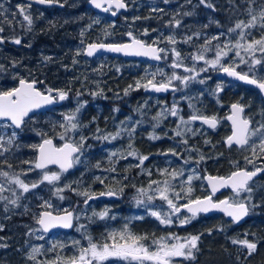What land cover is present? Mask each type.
<instances>
[{
  "label": "flooded vegetation",
  "instance_id": "flooded-vegetation-1",
  "mask_svg": "<svg viewBox=\"0 0 264 264\" xmlns=\"http://www.w3.org/2000/svg\"><path fill=\"white\" fill-rule=\"evenodd\" d=\"M38 1L57 5H38ZM90 2L91 0H0V96H10L21 81H27L36 83L42 94H51L56 100H63L60 107L30 117L22 130L16 132L22 133L33 119L52 114L79 99L82 111L79 133L84 139L85 156L79 159V168L77 155L71 170H48L58 171L64 178L83 171L86 178L94 181L91 189L95 192L88 198L91 205L78 206L87 209L85 215L78 216L76 208H67L64 213L73 215L71 228L65 224L62 229L45 231L41 221H36L38 234L40 238L43 237L50 250L52 246L55 247L50 256L58 258L61 253L62 261L56 260V264H181L182 258L177 250L168 249L163 252L167 246L165 235L174 233L173 228H168L171 220L176 227L185 228L190 234L200 233L203 229V233L208 236L216 219L223 220L231 227L237 226L225 215H193L183 210V207L212 196L215 202L229 199L235 205L246 203L251 212V202H246L244 198L246 190H226L213 196L205 178H227L236 171L246 169L243 157L240 156L245 147H228L226 143L233 133L229 119L233 115V106L242 107L243 118L252 123L249 139L253 128L264 117V97L257 87L220 77L218 73L232 69L264 84V71H256L254 66L242 60L227 63L224 68L213 70L209 77V104L206 108L198 110L181 103V107L165 109L166 99L172 93H150L147 91L150 85L145 88L132 83L150 65L157 64L141 59L86 56L88 45L124 44L131 42L129 36L146 46H158L163 53L166 48L164 42L146 38L139 28L134 27L124 33L126 38L123 37V32L120 34L114 29L112 32L115 37L102 40L101 21L111 19L116 10L111 8L103 14L100 9L92 7ZM126 2L128 12L132 14L133 0ZM252 6L258 9V16L255 17L259 24L256 27L264 36V0H209V21L214 15L231 19L229 24L237 20V34L243 36L238 40L237 47H241L245 35L247 36L242 25L245 26L247 13L252 10ZM69 30L73 31L69 34ZM263 55L264 53L259 55V58ZM107 63L133 66L127 67L125 72L121 71V74L127 75L126 89L122 87L120 92H102L101 76L97 75L96 68H102ZM86 67L94 70L92 79H89L90 70L84 72ZM22 68L28 70L23 72L24 77L13 78L12 74L21 72ZM70 68L83 69L79 72L83 80L80 79L81 83H78L80 92L76 94L73 92L75 89L67 85L53 91L55 87L51 80H54L53 75L58 72L56 70H61L68 80ZM134 69L137 71L134 72ZM155 83L164 84L159 78ZM198 117L208 119V123L195 121ZM2 125L13 128L10 122L0 121V126ZM48 139H53L57 144L59 142L52 132ZM85 146L92 152H86ZM2 158L0 154V163ZM255 182H262V178ZM166 191L173 196L165 205ZM262 191L263 189H259L257 196H261ZM100 195L112 197L96 198ZM139 198L141 205H137ZM255 203L256 206L252 208L262 209L264 198L256 199ZM167 209L173 217L164 214ZM97 210L103 214L99 219L96 216ZM135 212L143 213L142 219H131V227L140 237L138 241H129L128 246L121 249L108 230L115 229L122 223L114 218L117 213L129 215ZM257 218L264 223V216L260 211L257 212ZM240 227L244 228L245 225ZM203 240L187 244L189 257H196L198 252L204 256L209 251V242L206 246ZM244 243L243 241L241 245ZM48 257L43 256L44 259Z\"/></svg>",
  "mask_w": 264,
  "mask_h": 264
},
{
  "label": "rangeland",
  "instance_id": "rangeland-1",
  "mask_svg": "<svg viewBox=\"0 0 264 264\" xmlns=\"http://www.w3.org/2000/svg\"><path fill=\"white\" fill-rule=\"evenodd\" d=\"M251 9L247 13L248 19L245 21V26L242 25L247 36L245 35L242 46L237 47L238 40L243 38L239 36L241 34H237L238 21L234 20L229 24L228 21L231 19L217 15L209 21V0H133L132 14L124 15L120 22H128L127 30L133 27L139 28L146 38L161 40L166 47L163 54L164 63L150 65L143 75L135 79L134 84L147 88L149 85L157 84L155 80L159 78L164 84L175 87L174 92L166 99L165 109L178 108L181 107V103H186L189 107L200 110L209 104V77L212 76L213 70L217 71L224 68L227 63H238L242 60L254 66L256 71L259 69L264 71V55L259 58V55L264 53V36L256 27L259 24L255 17L258 16V9L254 6ZM104 21L109 20L103 19L101 26ZM110 23L109 33L115 36L112 31L117 23ZM71 31L73 30H69V34ZM242 35H244L243 31ZM103 66L109 67L114 75L118 76H122L121 71L126 70L127 67L133 68L127 64L107 63ZM73 70H79L78 73L83 71V69L70 68L72 79L69 75L67 80L61 70H56L57 73L53 70L56 73L53 75L54 80H51L55 87L53 91L67 85L73 87V90L75 89L73 92L77 94L78 83L81 82L74 80L78 75ZM88 70L90 69L86 67L85 72ZM24 71L28 70L22 68L21 72L13 73V78L24 77ZM96 72L98 76H101L103 90L105 85L102 68L97 67ZM89 77V79L94 77V70H90ZM78 79L80 80L81 77ZM79 102V99H75L71 105L59 108L47 116L33 119L30 126L22 133H17L7 125L0 126V147L3 144L0 149L3 157L0 163V264H56V260V262L62 261L61 253L58 254V258L50 256L55 247L52 246L50 250L43 237L40 238L35 222L40 221L44 211L60 214L67 208H76L77 215L82 216L87 213V209L78 208V206L91 205L88 198L95 192L91 189L94 181L86 178L83 171L64 178L55 170L39 171L35 158L30 159L21 154L23 149L28 148L29 152L33 147L35 143L33 144L31 139L38 141V148L43 140H49L52 132V135L59 140L58 145L73 142L80 146L81 153L77 160L79 168V159L85 156L84 139L79 133L82 118ZM260 120L261 122L257 123L251 131L250 143L244 152L240 153L243 164L249 170L264 168V117ZM27 140L29 142H26ZM84 148L86 152L91 151L87 149V146ZM262 180L264 181V178ZM198 182L200 183L199 180ZM252 185L253 187L249 186L246 190L244 198L254 207L256 199L264 198V189L261 196H257L262 183L254 182ZM172 196L173 194L170 195V192L166 191L165 205L171 201ZM137 205H141L140 198ZM164 214L173 217L169 209ZM102 215L97 210V219ZM252 216L255 219L251 225L259 228L258 225L262 223L256 218L257 212L255 215L251 214ZM114 218L122 223L108 231L121 249L128 246L129 241H138L140 235L134 233L131 219L140 220L143 218V213L135 212L129 215L117 213ZM173 222V220L170 221L168 228H173L174 233L165 235L167 246L163 252L168 249L177 250L182 258L181 264H235L229 259V255L226 253L224 255L223 251L219 250L216 244L218 237H214L213 229H209V236L203 233V229L201 232L198 230L200 233L190 234L187 229L178 228ZM201 240L203 244L206 243V246L209 242V251L204 256L198 252L196 257H189L187 244ZM247 242L254 243V241ZM233 244L241 246L239 241H234ZM43 256L49 257L44 259ZM255 264L262 263L257 261Z\"/></svg>",
  "mask_w": 264,
  "mask_h": 264
},
{
  "label": "water",
  "instance_id": "water-1",
  "mask_svg": "<svg viewBox=\"0 0 264 264\" xmlns=\"http://www.w3.org/2000/svg\"><path fill=\"white\" fill-rule=\"evenodd\" d=\"M38 5L53 7L57 4L38 1ZM90 5L96 7L102 13H106L111 8L117 10L112 15L113 19H117L121 13L128 12V5L123 0H91ZM107 5V8H104ZM131 42L124 44H92L88 45L86 55L90 58L97 57L98 55H109L123 59H142L149 60L156 63H162V51L156 46H146L143 42L133 39L129 36ZM220 77L233 79L243 82L247 85L257 87L264 97V84L251 79L247 76L237 73L235 70H224L218 74ZM173 87L169 85H156L148 89V92L164 94L173 91ZM16 98V100H13ZM62 99L56 102L50 95H41L36 90V84L22 81L18 89L9 95L0 96V120L10 121L15 129L21 130L24 121L31 116L47 112L62 103ZM243 108L240 106H233V115L230 116V123L233 128V133L227 139V146L233 145L244 147L248 144V135L252 123L243 118ZM195 121L204 124L208 123L206 118H195ZM209 122H212L209 120ZM211 127H214L211 126ZM79 153V148L68 142L61 146H57L54 140H44L37 153V163L39 170H45L49 167L59 168L61 170L69 171L73 166V158ZM264 175V168L255 171L241 169L234 172L229 177L206 176L205 181L211 194L217 195L226 190L237 192L239 190H246L248 186L256 179ZM110 195H100L98 199H111ZM193 215L199 214H223L230 221L237 225L244 224L249 217V208L247 204H231L229 199H224L215 202L212 196L200 199L196 202L190 203L182 208ZM41 224L45 231H53L56 229L69 228L73 225V215L71 213L55 214L49 211H44L41 214ZM247 248L253 250L254 244L247 243ZM144 258V256H137Z\"/></svg>",
  "mask_w": 264,
  "mask_h": 264
},
{
  "label": "trees",
  "instance_id": "trees-1",
  "mask_svg": "<svg viewBox=\"0 0 264 264\" xmlns=\"http://www.w3.org/2000/svg\"><path fill=\"white\" fill-rule=\"evenodd\" d=\"M129 15V14H128ZM127 15V16H128ZM110 21L108 22H103L102 24V28H101V39L102 40H107L108 38H112V36L109 33V26H110ZM129 23L124 21V22H120L117 21V25H116V30L118 32H120V34L123 32V34L125 33V31L129 28ZM108 30V31H107ZM122 34V35H123ZM115 37V36H114ZM104 69V71H103ZM76 74L79 73L75 70H73ZM86 71V68L84 70V72ZM113 70L110 69L109 67L103 66L102 67V72L104 74V80H103V84L105 85L103 88V92H120L122 89V87L124 89H126V73L122 74V76H118V75H114V72H112ZM125 72V70L123 71ZM72 79V76H70ZM78 77H76L74 80H77L78 82L80 81L78 79ZM109 81V82H108ZM117 81V82H116ZM108 82V84H107ZM132 83H136V80H132ZM76 87V86H74ZM77 91H79V88L77 89ZM26 142H29V140H27ZM32 143L33 140L31 139ZM30 142V143H31ZM22 144L24 145V142H22ZM34 145L37 146V144L35 143ZM30 149V151L28 152V148L27 149H23L21 151V154L23 157H29L30 159L32 158H36V146H34ZM230 156L233 157L234 155L232 154V152H230ZM237 157V156H235ZM246 167V166H245ZM248 167V165H247ZM264 178V177H263ZM262 178V179H263ZM262 185L260 189H264V181L262 180ZM251 187H253V185H251ZM264 204V203H263ZM263 214L264 216V206L262 207V209H255L253 208L252 214L255 215L256 212H259ZM257 218V217H256ZM255 217H251L247 223H245V227L241 228L239 226H229L228 224H226L223 220H215V226L213 227L214 230V237H218V239L216 240V244L219 246V250L223 251L224 255L225 253L227 255H229V259L232 260L235 264H255L257 261H260L262 264H264V223L259 224L258 227H255L251 224H253ZM220 230V231H219ZM234 241H239V242H247V241H254V243L257 244L258 248L253 250V251H249L247 246L241 245V246H235L233 243ZM242 248V249H241Z\"/></svg>",
  "mask_w": 264,
  "mask_h": 264
},
{
  "label": "bare ground",
  "instance_id": "bare-ground-1",
  "mask_svg": "<svg viewBox=\"0 0 264 264\" xmlns=\"http://www.w3.org/2000/svg\"><path fill=\"white\" fill-rule=\"evenodd\" d=\"M6 245H9V244H6Z\"/></svg>",
  "mask_w": 264,
  "mask_h": 264
}]
</instances>
